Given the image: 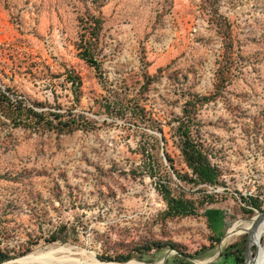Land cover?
Here are the masks:
<instances>
[{
    "label": "rangeland",
    "instance_id": "obj_1",
    "mask_svg": "<svg viewBox=\"0 0 264 264\" xmlns=\"http://www.w3.org/2000/svg\"><path fill=\"white\" fill-rule=\"evenodd\" d=\"M215 9L234 67L206 102L223 60ZM0 88L77 118L70 133L39 130L0 109L1 264L62 247L88 263L232 264L233 252L249 264L264 247V0H0ZM195 98L215 186L195 182L181 150ZM161 182L187 213L168 214Z\"/></svg>",
    "mask_w": 264,
    "mask_h": 264
},
{
    "label": "trees",
    "instance_id": "obj_2",
    "mask_svg": "<svg viewBox=\"0 0 264 264\" xmlns=\"http://www.w3.org/2000/svg\"><path fill=\"white\" fill-rule=\"evenodd\" d=\"M214 19L219 27V34L222 36L223 41V60L220 62V68L217 72V83L215 86V94L210 97H203L202 101L215 100L231 81L232 70L234 67V40L230 25L226 19L222 16H218V10L215 9ZM218 16V17H217ZM98 21V20H97ZM100 25V23L98 22ZM94 46L96 43H87L83 47L82 57L88 64L96 66L97 61L94 58ZM68 79L73 83H78L75 77L71 75ZM12 95V93H10ZM5 94L0 88V109L5 115L16 122L26 127L51 130L59 129L71 132L75 126L77 118L74 115L71 118H64L61 112L55 111H37L35 106L30 105L21 99L20 97H11ZM14 96V95H13ZM196 103L199 101L195 98L190 101L186 111V118L179 125V141L182 147V154L186 161L187 166L192 170L197 183L202 185L215 186L219 182L220 172L216 166H214L208 158V153L204 150V145L194 134L192 129L193 118L191 117L192 109L196 108ZM81 125H83L81 123ZM159 194L163 197L168 206V214L170 216H178L188 211H185V205L177 198L170 185L166 182H161L157 185ZM254 209H261V206L256 201H251ZM228 262L236 264L238 257L233 255V252L226 254ZM8 257L4 255L0 250V264L7 261ZM131 260L127 257L120 261V263H127ZM131 262V261H130Z\"/></svg>",
    "mask_w": 264,
    "mask_h": 264
},
{
    "label": "bare ground",
    "instance_id": "obj_3",
    "mask_svg": "<svg viewBox=\"0 0 264 264\" xmlns=\"http://www.w3.org/2000/svg\"><path fill=\"white\" fill-rule=\"evenodd\" d=\"M255 225L256 226L258 225V226H257L256 232H255L256 236L254 237V239L261 240L262 237H263V234H264V217H260L257 220ZM236 230H237V226L230 232V237L232 235H234V232ZM236 234H239V232H237ZM65 252H69V250L64 248V247H62V248H59V249H56V250H51L49 252L33 253V254L27 255V256H25L23 258H20V259L16 260L15 262H11V263H8V264H25V263L34 264V263H40V262H44V263H46V262L47 263H50V262H62L64 264H122V263H111V262L110 263H103V262H101V261H99L97 259H94V261L92 263H88V262L71 260V259L66 258V257H58L59 254L61 255V253H65ZM164 260L165 259L159 261L156 264H162V262ZM249 260H250L249 264H264V247L259 249V252H258L256 257H253L251 259L249 258ZM124 264H143V263L138 262V261H132V262H129V263H124Z\"/></svg>",
    "mask_w": 264,
    "mask_h": 264
},
{
    "label": "water",
    "instance_id": "obj_4",
    "mask_svg": "<svg viewBox=\"0 0 264 264\" xmlns=\"http://www.w3.org/2000/svg\"><path fill=\"white\" fill-rule=\"evenodd\" d=\"M25 264H30V263H25Z\"/></svg>",
    "mask_w": 264,
    "mask_h": 264
}]
</instances>
